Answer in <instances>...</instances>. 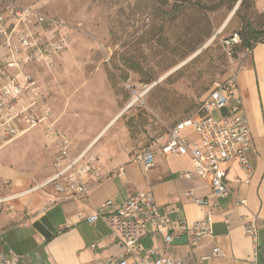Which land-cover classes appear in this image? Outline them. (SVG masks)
<instances>
[{
	"label": "rangeland",
	"instance_id": "374dc122",
	"mask_svg": "<svg viewBox=\"0 0 264 264\" xmlns=\"http://www.w3.org/2000/svg\"><path fill=\"white\" fill-rule=\"evenodd\" d=\"M8 5L35 8L66 28L68 48L24 70L78 150L134 102L93 145L106 166L119 160H106L104 143L132 157L194 116L216 83L238 78L250 56L239 38L244 25L261 34L253 43L264 40V0H0V11ZM236 34L238 43L227 44ZM54 151L39 128L0 148V200L45 182ZM19 201L0 202L13 225L26 217Z\"/></svg>",
	"mask_w": 264,
	"mask_h": 264
},
{
	"label": "built area",
	"instance_id": "2783aa9c",
	"mask_svg": "<svg viewBox=\"0 0 264 264\" xmlns=\"http://www.w3.org/2000/svg\"><path fill=\"white\" fill-rule=\"evenodd\" d=\"M65 30L59 19L32 7L8 5L0 11V148L39 128L44 140L55 148L53 173L42 187H52L62 200L86 202L90 191L105 178H124L125 165L103 173L98 166L99 156L88 147L72 155L71 138L56 128L51 109L34 86L32 76L24 70L35 62L47 64L64 52L69 44ZM238 41L234 35L227 44ZM250 50L246 48L247 53ZM215 112L221 113L219 119L213 118ZM193 118L196 119L195 138L187 140L179 133L182 125ZM250 152H254L253 137L237 91V79L231 77L211 88L194 116L157 137L150 147L133 155L130 162L149 167L154 155H186L193 174L209 188L211 195L224 199L232 194L226 166L236 163L247 177L252 176ZM183 177L188 178L189 173ZM186 195L192 196L190 192ZM194 203L200 207L207 205L204 199H195ZM244 203L237 199L235 205L243 206ZM104 207L112 209L111 215L94 212L83 219L89 225L98 221L106 223L118 234L116 239L122 244L124 253L108 258L102 264H186L185 260H175L155 250L147 251L139 261L129 256L140 250V239L147 232L160 234L165 245L180 235H187L193 244H197L213 234L210 212H203L202 218L191 225L183 220L174 221L168 215L170 212L160 211L151 192H136L116 206L109 199ZM259 231L255 219L244 227V234L252 242L254 257L259 250ZM219 253L218 248L212 249L213 255ZM154 254L157 256L151 260ZM21 259L22 256L11 249L0 252V264H19Z\"/></svg>",
	"mask_w": 264,
	"mask_h": 264
},
{
	"label": "crops",
	"instance_id": "0c3cea01",
	"mask_svg": "<svg viewBox=\"0 0 264 264\" xmlns=\"http://www.w3.org/2000/svg\"><path fill=\"white\" fill-rule=\"evenodd\" d=\"M249 55L238 75L237 91L254 141V152L248 154L253 174L247 177L236 163H229L227 181L232 194L228 198L211 195L193 174L186 155H154L153 164L145 167L130 162L131 157L120 153L113 143H104L102 150L111 152L106 160L118 158L119 162L106 166L101 156L98 166L107 173L124 164V178H105L90 191L86 202L62 200L54 190L47 193L43 191L47 187L34 186L29 194L17 198L20 215H26L22 224H10L6 216H0V252H17L22 256L19 264H102L108 258L119 257L124 251L116 239L118 234L102 221L89 225L83 218L94 212L111 215L112 209L104 207L107 200L112 199L116 206L134 193L145 191L151 192L160 211L170 212L174 221L191 225L202 218L203 212H210L213 234L197 244L187 235H180L165 245L160 234L147 232L140 239V250L129 256L131 259L142 260L147 251L155 250L185 260L186 264H264V40L255 42ZM195 122V118L185 122L179 135L194 139ZM96 135L82 149L72 143L71 154L77 155L87 147L95 153L91 144L97 140ZM185 173H189L188 178L183 177ZM188 192L191 197L186 195ZM195 199H204L207 205L200 207ZM237 199L244 200V205L236 206ZM254 219L260 226L256 257L251 240L244 234L245 225ZM213 248L220 250L219 255L212 254ZM156 256L152 255L151 260Z\"/></svg>",
	"mask_w": 264,
	"mask_h": 264
},
{
	"label": "trees",
	"instance_id": "16d2710c",
	"mask_svg": "<svg viewBox=\"0 0 264 264\" xmlns=\"http://www.w3.org/2000/svg\"><path fill=\"white\" fill-rule=\"evenodd\" d=\"M243 4V1L240 2L239 7ZM237 35V34H236ZM261 34L255 32L249 24H246L242 27L241 31L239 32V38L241 40V44L244 48H251L254 44L253 42L258 39ZM258 42V41H257ZM211 90V89H210ZM209 90V91H210ZM208 91V92H209ZM187 120V119H186ZM185 121V120H184ZM183 122V121H181ZM176 125V124H175Z\"/></svg>",
	"mask_w": 264,
	"mask_h": 264
},
{
	"label": "bare ground",
	"instance_id": "6f19581e",
	"mask_svg": "<svg viewBox=\"0 0 264 264\" xmlns=\"http://www.w3.org/2000/svg\"><path fill=\"white\" fill-rule=\"evenodd\" d=\"M226 23H228V20H227V22H225L224 23V25L226 24ZM223 25V26H224ZM134 102H132L131 104H133ZM118 117V116H117ZM116 117V118H117ZM115 118V119H116ZM115 119H113L110 123H109V125L108 126H106L98 135V138H97V140H95V141H93V143L91 144V145H95L96 144V142L99 140V138L103 135V133L105 132V130L114 122V120ZM44 185V182L40 185L39 184V186L38 187H35V189H40V188H42V186ZM31 192V190L30 189H28V190H26V191H23V192H21L20 194H17V195H14V196H9V197H6V198H4V199H1L0 200V202L1 201H6V202H8V201H12V200H15V199H17V198H19V197H23V196H25V195H27V194H29Z\"/></svg>",
	"mask_w": 264,
	"mask_h": 264
},
{
	"label": "water",
	"instance_id": "95a60500",
	"mask_svg": "<svg viewBox=\"0 0 264 264\" xmlns=\"http://www.w3.org/2000/svg\"><path fill=\"white\" fill-rule=\"evenodd\" d=\"M239 5H240V2L236 5V8L232 11L230 17H231L232 14L236 11V9H237V7H238ZM230 17H229V18H230ZM130 105H131V104H129L128 106H126V107L122 110V112H121L120 114H122L124 111H126L128 108H130ZM120 114H119V115H120ZM119 115H118V116H119Z\"/></svg>",
	"mask_w": 264,
	"mask_h": 264
}]
</instances>
